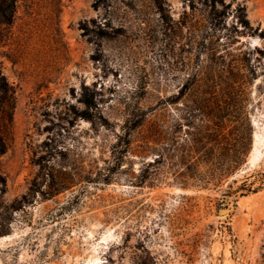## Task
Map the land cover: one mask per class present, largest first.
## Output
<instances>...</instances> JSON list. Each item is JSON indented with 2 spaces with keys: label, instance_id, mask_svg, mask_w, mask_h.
<instances>
[{
  "label": "rangeland",
  "instance_id": "rangeland-1",
  "mask_svg": "<svg viewBox=\"0 0 264 264\" xmlns=\"http://www.w3.org/2000/svg\"><path fill=\"white\" fill-rule=\"evenodd\" d=\"M224 1L15 0L0 264H264V0Z\"/></svg>",
  "mask_w": 264,
  "mask_h": 264
},
{
  "label": "trees",
  "instance_id": "trees-1",
  "mask_svg": "<svg viewBox=\"0 0 264 264\" xmlns=\"http://www.w3.org/2000/svg\"><path fill=\"white\" fill-rule=\"evenodd\" d=\"M210 5L215 9L217 7L223 8L225 6V1L224 0H210ZM15 10V0H0V24H7L10 23L13 17V13ZM233 70L234 67H231ZM237 72H234L235 75H237L236 80L233 81L232 88L235 89V91L241 92L243 90L242 88V77L240 70L241 68H236ZM237 82V83H236ZM236 83V85H235ZM11 86L9 85L7 79L5 78L4 75L1 74L0 71V126L3 125L4 120L7 119L8 121H11L12 119V114H11V108L13 107V103L10 102L7 98H11ZM10 93V95H9ZM9 101V102H7ZM84 103L86 104V108L88 109L90 107V102L87 98L83 99ZM6 102V105H5ZM7 106V107H6ZM84 110L79 114V116L86 118V119H93V116L88 110ZM141 123H138L137 126H139ZM129 134V132H127ZM124 145L126 146V150H124V154L127 153V147L129 145V140L125 139L124 140ZM5 151V142L3 138L0 136V153ZM117 154L114 153L113 157L116 159V161L122 160V155L121 151H118ZM230 163L226 166H221L219 170L221 171H226L228 170L234 162V159H230Z\"/></svg>",
  "mask_w": 264,
  "mask_h": 264
},
{
  "label": "water",
  "instance_id": "water-1",
  "mask_svg": "<svg viewBox=\"0 0 264 264\" xmlns=\"http://www.w3.org/2000/svg\"><path fill=\"white\" fill-rule=\"evenodd\" d=\"M225 210H228V209H220L219 212H225Z\"/></svg>",
  "mask_w": 264,
  "mask_h": 264
},
{
  "label": "bare ground",
  "instance_id": "bare-ground-1",
  "mask_svg": "<svg viewBox=\"0 0 264 264\" xmlns=\"http://www.w3.org/2000/svg\"><path fill=\"white\" fill-rule=\"evenodd\" d=\"M253 122L255 123V120L253 119ZM256 137L255 138H257V135H255ZM261 139V138H260ZM257 140V139H256ZM262 140V139H261Z\"/></svg>",
  "mask_w": 264,
  "mask_h": 264
}]
</instances>
